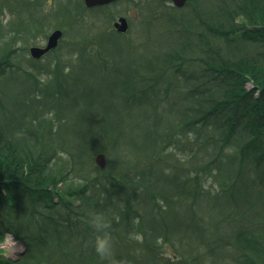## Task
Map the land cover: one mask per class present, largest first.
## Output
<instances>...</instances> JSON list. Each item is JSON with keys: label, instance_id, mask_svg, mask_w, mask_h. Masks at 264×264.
<instances>
[{"label": "trees", "instance_id": "16d2710c", "mask_svg": "<svg viewBox=\"0 0 264 264\" xmlns=\"http://www.w3.org/2000/svg\"><path fill=\"white\" fill-rule=\"evenodd\" d=\"M43 1L53 7L42 9ZM141 1L147 32L134 41L91 26L108 8L3 0L18 21L0 27V237L12 232L26 250L13 260L0 256V264H107L93 247L90 213L111 222L114 256L126 264H214L199 250L230 245V264H264V229L253 230L264 222V206L255 203V184L264 179V0H190L180 10ZM48 23L80 34L78 59L73 69L56 65V81L39 85L20 66L23 58L38 60L20 51ZM99 37L120 47L113 52ZM137 51L146 52L143 63L117 67L139 58ZM19 76L25 81L16 89ZM98 152L106 154L105 171L94 162ZM205 197L212 201L201 203ZM230 206L238 209L232 235L225 223L219 233L197 224L195 242L176 238L172 218L192 221L201 210L212 225ZM130 233L139 234L142 248ZM163 238L188 252L152 255Z\"/></svg>", "mask_w": 264, "mask_h": 264}, {"label": "rangeland", "instance_id": "374dc122", "mask_svg": "<svg viewBox=\"0 0 264 264\" xmlns=\"http://www.w3.org/2000/svg\"><path fill=\"white\" fill-rule=\"evenodd\" d=\"M32 2H34L35 0H31ZM54 2L58 1V0H53ZM81 1V0H80ZM161 1V0H158ZM146 2V1H145ZM141 0H121L118 4L116 5H112L111 7L109 6V9L107 10L106 14L104 12V17L103 18H99L98 20L102 21V23L99 21V23H95V22H90L92 27H98L105 29L108 32H111L113 30V22L119 17V16H125L129 19V23H130V29L129 32L124 36V39H136L138 40L139 37H143L145 35L146 31V25H141L142 22L144 21V18L146 17L148 11H141L142 8H144L143 3H145ZM42 3H44L45 5L42 7V9L44 10H50L53 6H51L50 4H48L46 1H43ZM42 5V4H41ZM166 5H168V3H166ZM170 6V5H168ZM147 7L148 3H147ZM26 10V8H22L21 13H24V11ZM25 17V15H24ZM23 18V17H22ZM91 18V16H88V19ZM97 18V17H96ZM92 20V18H91ZM18 21V16H17V12L15 10H11L8 5L3 2V0H0V27L7 30L10 26H15V24ZM165 23V19L161 18L160 20H158L156 22V24L153 26V30L156 31L158 30L161 26H163ZM51 23H48L47 30H39L36 31L33 34V40L32 43L29 47L33 46V45H37V46H43L45 45L47 38L49 36V34L56 29L55 27H51L50 26ZM12 30V28H11ZM96 32L95 30H90V31H85L83 33H88V34H92ZM78 38H80V34L76 31H69V32H65L64 33V37L62 39V41H60L61 45L60 47H58L55 51L51 52L50 54H48L47 56L43 57L42 59L38 60V62L36 64H32L27 62L25 58L21 57V59L23 58L24 60L21 62L20 66L29 70V71H33L35 72V74L37 75V79L39 82V85L45 83L49 78H50V82H54L56 81V75L54 73V69L56 67V65L60 66V70L64 67V66H68L70 69H73L72 65L77 63V55H76V45H74L75 40H77ZM164 38V37H163ZM123 39V38H122ZM123 39V40H124ZM99 40H101L103 43L105 44H109V50L111 49L113 52L117 51V47H120V43H118V41L114 40L112 42H107L106 39L99 37ZM155 41H159L157 37L154 38ZM29 47L27 50H19L21 53L24 52V55L26 56V58H31L30 56V52H29ZM145 51L149 52L152 51V48L149 46H145ZM146 52L141 53L140 51H137L136 54L139 56H132L130 58V60L127 61H121L119 63V65L117 66L118 68H121L124 71H129L133 66H137L139 65V63H143L144 62V58L147 57ZM79 53V52H78ZM141 54H144V57H141ZM142 61V62H141ZM17 62L19 63V60L17 59ZM81 63H79L76 67H75V71L78 70L79 66ZM33 67V68H31ZM80 76H83L82 72L80 70H78L77 72ZM25 81V77L24 76H19L18 80H16L14 82V86L16 89L21 88L20 84ZM247 86L250 87V85L248 84ZM259 92L257 91L255 93V96H258ZM75 111H72V114ZM72 136V135H71ZM73 137V136H72ZM107 166H108V162H107ZM208 188L212 189L214 192L213 193H217L216 188L218 187H213L211 184V181L209 180L208 182H206L205 184ZM257 190H258V199L255 200V203L257 205H263L264 206V198L260 197V193L259 191L262 190L264 191V179L259 181L257 180L256 184H255ZM264 195V194H263ZM201 196H198L197 198H193L191 199L189 202L191 201H196L200 198ZM72 200H74V198H72ZM212 201L211 197H205L204 199H201V203L206 204ZM155 202L159 205L163 204V202H161L160 200H155ZM188 202V203H189ZM187 203L184 201V203L182 204V211H186L187 210ZM174 206L180 207V201L179 200H174ZM237 209L236 208H232L230 206V208L228 207L227 210L224 212L223 216H218L216 215L215 217V221L212 225L207 224V222L209 221V219L211 218V215L208 213H203L201 210H198V213H196L197 217L195 219H192V221H188L185 217L180 218V219H176V218H172L171 220V227L173 229L176 228V230L178 229V233L176 234V238L177 237H181V238H191V242H195L196 238H197V227H202L204 229H209V231L211 233H219V230L221 228V226L225 223V227L223 229L224 233L232 235V233L230 232V227H232V217H233V212H235ZM264 213V211H262ZM185 213V212H184ZM190 213V212H188ZM260 216V211H258V213L256 215H254V221L258 220ZM260 221V219H259ZM250 222H245L244 225L248 226ZM256 225L253 228V230H255L256 228H258V233L259 234V230L264 229V222L261 223H257L255 222ZM197 224L199 226H197ZM230 226V227H229ZM138 227V225L136 226ZM175 235V232L172 234ZM236 235V234H235ZM208 242L213 245V243H216L214 240H211L207 237ZM133 243L135 244L137 249H140L143 247V239L141 237H138L136 239H133ZM235 241V239H234ZM20 244V243H19ZM22 245V244H20ZM183 244L180 242H175L173 240H168V239H159L158 240V248L153 250L152 255H155L156 257H165V258H169V257H183L182 253L183 252H188V246L187 247H183ZM23 246V245H22ZM217 246V245H216ZM229 247H232L231 249H225L223 247L221 248H217V249H213L211 250L212 252L209 253L208 250H199V252L201 251L202 253H206L207 255L206 257H212V262L214 264H230V261L228 259V257H234L236 254L235 252L232 250L234 249L233 245H230ZM24 248V247H23ZM202 248V247H201ZM235 250V249H234ZM20 255V252H18L16 254V257H18ZM211 255V256H210ZM15 257V258H16ZM143 257H147L144 256ZM149 257V256H148Z\"/></svg>", "mask_w": 264, "mask_h": 264}, {"label": "clouds", "instance_id": "9594fccd", "mask_svg": "<svg viewBox=\"0 0 264 264\" xmlns=\"http://www.w3.org/2000/svg\"><path fill=\"white\" fill-rule=\"evenodd\" d=\"M88 223L93 229L94 240L92 241L96 254L107 264H126L125 261L117 260L113 252V237L110 232L111 222L103 213H90ZM139 234L130 233V239L138 238ZM23 251V246L15 239L14 233L6 232L0 237V256L15 259L18 252Z\"/></svg>", "mask_w": 264, "mask_h": 264}, {"label": "water", "instance_id": "95a60500", "mask_svg": "<svg viewBox=\"0 0 264 264\" xmlns=\"http://www.w3.org/2000/svg\"><path fill=\"white\" fill-rule=\"evenodd\" d=\"M116 0H84L85 5L88 8H93L96 6H105ZM177 7H184L188 0H172ZM116 28L121 32H126L128 30L129 24L125 17H120L119 21L115 23ZM63 32L61 29L54 30L48 37L47 44L45 46H32L30 52L32 57L41 58L43 55L56 48L59 39L62 37ZM96 163L104 169L106 167L107 161L105 154L98 153L95 158Z\"/></svg>", "mask_w": 264, "mask_h": 264}, {"label": "bare ground", "instance_id": "6f19581e", "mask_svg": "<svg viewBox=\"0 0 264 264\" xmlns=\"http://www.w3.org/2000/svg\"><path fill=\"white\" fill-rule=\"evenodd\" d=\"M47 40H48V38H47ZM47 44V41H46V43H45V45ZM60 45H57V47L56 48H54L55 50L59 47ZM30 56H31V58L32 59H34V60H40V59H42L43 57H41V58H34V57H32V55L30 54ZM26 250V248L24 247L23 248V251H25Z\"/></svg>", "mask_w": 264, "mask_h": 264}, {"label": "flooded vegetation", "instance_id": "af4514ba", "mask_svg": "<svg viewBox=\"0 0 264 264\" xmlns=\"http://www.w3.org/2000/svg\"><path fill=\"white\" fill-rule=\"evenodd\" d=\"M113 28H115L114 22H113Z\"/></svg>", "mask_w": 264, "mask_h": 264}]
</instances>
